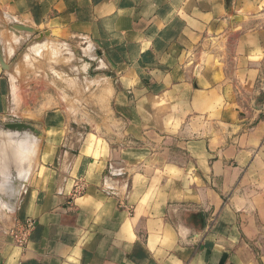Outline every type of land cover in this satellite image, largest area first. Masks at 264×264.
I'll return each mask as SVG.
<instances>
[{
	"label": "crops",
	"instance_id": "obj_1",
	"mask_svg": "<svg viewBox=\"0 0 264 264\" xmlns=\"http://www.w3.org/2000/svg\"><path fill=\"white\" fill-rule=\"evenodd\" d=\"M0 14L80 45L102 98L85 137L84 116L31 123L35 159L0 185V264H264V0H0ZM13 95L0 69V134ZM26 219L18 247L4 231Z\"/></svg>",
	"mask_w": 264,
	"mask_h": 264
},
{
	"label": "rangeland",
	"instance_id": "obj_2",
	"mask_svg": "<svg viewBox=\"0 0 264 264\" xmlns=\"http://www.w3.org/2000/svg\"><path fill=\"white\" fill-rule=\"evenodd\" d=\"M16 24L31 28L33 31L17 30L14 28ZM16 24L0 14V52L4 63L8 66V69L4 70L1 67L0 69L9 77L14 91L10 115L7 117L8 124L31 125L32 122L37 123L44 113L60 110L73 117L84 116L87 122L80 125L79 132L85 137V134H89L94 128L91 124H87L89 117L95 113L94 106L90 105L102 98L94 87L85 83L84 76L92 68L86 65L83 52L80 50L81 46L74 42L65 45L38 33L32 27L17 22ZM10 48H12L11 53ZM122 129L123 126L120 125V127L110 126L109 130L118 133V130ZM110 131L107 133L110 134ZM24 133L28 135L23 136L25 139L23 142L31 147L33 152L25 161L17 164L12 155L18 149V144L15 142L18 138L15 133L6 129V126L2 127L0 185L6 175L16 170H26L35 159L41 135ZM131 144L133 145L134 142L128 138H120L115 146L123 149ZM176 161L177 159H170L169 163L175 164Z\"/></svg>",
	"mask_w": 264,
	"mask_h": 264
},
{
	"label": "built area",
	"instance_id": "obj_3",
	"mask_svg": "<svg viewBox=\"0 0 264 264\" xmlns=\"http://www.w3.org/2000/svg\"><path fill=\"white\" fill-rule=\"evenodd\" d=\"M84 188L76 184L71 197H76L82 194ZM34 228V221L26 219L23 222H15L11 227L7 228L4 233L8 235L18 247H24L30 237V233Z\"/></svg>",
	"mask_w": 264,
	"mask_h": 264
},
{
	"label": "water",
	"instance_id": "obj_4",
	"mask_svg": "<svg viewBox=\"0 0 264 264\" xmlns=\"http://www.w3.org/2000/svg\"><path fill=\"white\" fill-rule=\"evenodd\" d=\"M14 28L17 30H23V31H27V32L33 31L31 28L20 26L17 24L14 26ZM0 67L4 70L8 69V66L4 63V61L2 59L1 52H0ZM5 126H6V129H8L10 132H13V133L18 132L16 135L18 138H23L24 132L33 133L36 136L40 135V133L34 127H32L31 125H28V124L17 123V124H7Z\"/></svg>",
	"mask_w": 264,
	"mask_h": 264
}]
</instances>
